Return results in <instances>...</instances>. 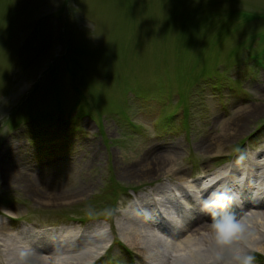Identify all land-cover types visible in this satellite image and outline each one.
Returning <instances> with one entry per match:
<instances>
[{
  "label": "rangeland",
  "instance_id": "374dc122",
  "mask_svg": "<svg viewBox=\"0 0 264 264\" xmlns=\"http://www.w3.org/2000/svg\"><path fill=\"white\" fill-rule=\"evenodd\" d=\"M262 102L264 0H0V164H33L50 190L86 188L40 203L0 172V222L5 213L25 226L111 222L107 256L126 264L115 258L130 249L117 216L149 179L120 176L117 165L175 146L190 176L264 155V105L209 150Z\"/></svg>",
  "mask_w": 264,
  "mask_h": 264
},
{
  "label": "bare ground",
  "instance_id": "6f19581e",
  "mask_svg": "<svg viewBox=\"0 0 264 264\" xmlns=\"http://www.w3.org/2000/svg\"><path fill=\"white\" fill-rule=\"evenodd\" d=\"M263 105L264 102L246 106V109L238 112L232 120L234 126L228 124L216 135V145L209 149L211 153L220 152L221 142L240 133L249 119L261 112ZM171 147L169 152L165 151L166 154L151 155L152 150L146 149L130 164L117 165L120 176L149 179L141 193L138 191V195L130 197L128 208L118 213L116 229L131 249L122 246L123 253H117L115 257L121 263L171 264L172 254L176 252L187 254L190 261H197L200 254L197 252L196 240L211 222L210 214L202 210V205L213 192H226L233 197V202L225 210L227 213H264V155L257 153L237 159L230 156L225 161L226 156H214L212 160L223 161L220 163H223L222 167L219 165L220 168L216 170L202 168L199 174L187 176L177 163L175 146ZM203 147L209 148V145ZM45 160L40 161L39 168L43 170L46 167ZM95 161L97 157L87 162L94 164ZM34 169L33 164H26L20 158L1 159L2 178L6 182L9 178L16 180L18 186L40 203L68 201L86 191L84 186L75 190H50L41 181L42 177L34 173ZM165 174H169L165 178L168 184L161 182ZM5 214L7 220L0 222V264H21V252L28 253L29 258L42 257L45 260L50 256H59L66 264H101L100 261L112 264L114 261L112 256H107L111 247L104 243L108 234L115 235L111 222L105 229L99 223L88 224L84 227L86 229L82 237L73 242L68 240L69 235L53 242L51 231L43 222L31 221L30 226H23L21 221L17 224L10 218L11 215ZM82 225L83 222L72 226ZM7 228H10V233ZM132 249H136L140 256L137 261L133 259L135 253ZM256 257L259 259L264 256L257 254ZM85 260L89 261L85 263Z\"/></svg>",
  "mask_w": 264,
  "mask_h": 264
},
{
  "label": "clouds",
  "instance_id": "9594fccd",
  "mask_svg": "<svg viewBox=\"0 0 264 264\" xmlns=\"http://www.w3.org/2000/svg\"><path fill=\"white\" fill-rule=\"evenodd\" d=\"M233 202L226 192H213L203 202L202 210L209 213L211 222L196 240L197 261H190L187 254L173 253L171 264H255L257 254L264 256V213L241 215L225 210ZM21 264H66L59 256L31 257L20 253Z\"/></svg>",
  "mask_w": 264,
  "mask_h": 264
}]
</instances>
